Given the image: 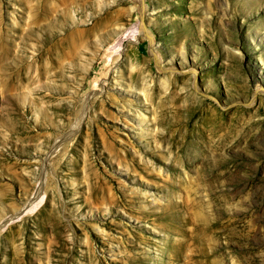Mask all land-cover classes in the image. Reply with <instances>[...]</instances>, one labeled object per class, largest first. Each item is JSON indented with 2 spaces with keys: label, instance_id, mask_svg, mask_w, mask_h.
Segmentation results:
<instances>
[{
  "label": "rangeland",
  "instance_id": "1",
  "mask_svg": "<svg viewBox=\"0 0 264 264\" xmlns=\"http://www.w3.org/2000/svg\"><path fill=\"white\" fill-rule=\"evenodd\" d=\"M0 229V264H264V0H0Z\"/></svg>",
  "mask_w": 264,
  "mask_h": 264
},
{
  "label": "bare ground",
  "instance_id": "2",
  "mask_svg": "<svg viewBox=\"0 0 264 264\" xmlns=\"http://www.w3.org/2000/svg\"><path fill=\"white\" fill-rule=\"evenodd\" d=\"M143 28H145V27L143 26ZM143 28H142V29H143ZM120 37H121V40H125L128 36L122 33V35H121ZM134 37L136 38V40H139V39H138L139 37H146V38H148L149 40L152 39V36H150V34H149L145 29H143L142 31L140 30L138 33L135 34ZM134 41H135V40H134ZM154 46H155V43H152V46H151V47H152V48H155ZM116 52H117L118 55H120L121 49L119 48ZM111 54H113V53H111ZM152 54H153V55L155 56V58L157 59L158 64H162L163 60H162V58L159 57V55H158L156 49H155V50L153 49ZM113 56H114V55H110V58H113ZM160 67H161V65H160ZM162 70H163V69H162ZM48 189H49V188H48V184H47V185H46V184L44 185V184L42 183L41 187H40V188L38 189V191L36 192V195H35L36 197H35V199L32 200V201H29L28 204H26V206H24V208L19 209V211H15V212H14L11 216H9L8 218H7V217L4 218V219H3V225L1 226V229L4 228V227H6L11 221H13V220H15V219L24 218V217L28 216L30 210L39 207L40 204H41V202L38 201V200H39V198H40V196H41V192H42V190H45V191H46V190H48ZM52 191H53V190H52ZM11 213H12V212H11ZM1 229H0V230H1Z\"/></svg>",
  "mask_w": 264,
  "mask_h": 264
}]
</instances>
